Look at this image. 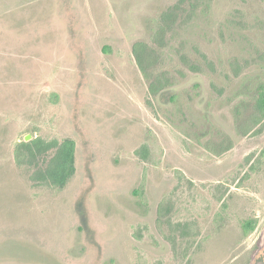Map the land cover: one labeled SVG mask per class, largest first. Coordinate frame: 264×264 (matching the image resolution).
Segmentation results:
<instances>
[{
	"label": "rangeland",
	"instance_id": "374dc122",
	"mask_svg": "<svg viewBox=\"0 0 264 264\" xmlns=\"http://www.w3.org/2000/svg\"><path fill=\"white\" fill-rule=\"evenodd\" d=\"M261 91L264 0H0V264H264Z\"/></svg>",
	"mask_w": 264,
	"mask_h": 264
},
{
	"label": "trees",
	"instance_id": "16d2710c",
	"mask_svg": "<svg viewBox=\"0 0 264 264\" xmlns=\"http://www.w3.org/2000/svg\"><path fill=\"white\" fill-rule=\"evenodd\" d=\"M148 47L143 43H136L133 46V55L136 64L147 79L150 77L149 69L151 56L147 52ZM153 55V53H151ZM150 94H155L159 90L153 84L149 87ZM256 107L259 111V118L257 123H261L264 117V92H259ZM26 151L28 156L36 158L38 155H45L51 157L46 168L39 174L40 180L48 183L58 189H63L68 181L72 178L75 172L74 158H75V143L71 139H64L62 141L51 140L45 141L36 138L30 142L17 143L15 148V160L17 165H21L22 151ZM257 222L255 220L246 221L242 228L247 235L254 232Z\"/></svg>",
	"mask_w": 264,
	"mask_h": 264
}]
</instances>
